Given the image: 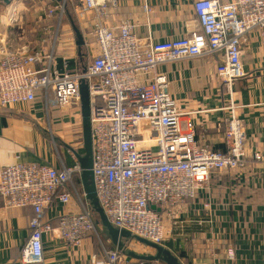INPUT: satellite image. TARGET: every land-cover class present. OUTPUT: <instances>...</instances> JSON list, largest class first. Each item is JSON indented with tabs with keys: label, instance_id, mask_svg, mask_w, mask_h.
Segmentation results:
<instances>
[{
	"label": "built area",
	"instance_id": "1",
	"mask_svg": "<svg viewBox=\"0 0 264 264\" xmlns=\"http://www.w3.org/2000/svg\"><path fill=\"white\" fill-rule=\"evenodd\" d=\"M65 3L56 8L49 5L48 14L57 8L63 12ZM81 3L84 11L93 14L91 33L99 46L86 71L62 73L52 53L12 49L0 40V106L33 103L43 91L47 97L54 96L55 106L62 112H80V80L86 78L91 96L94 182L101 205L114 225L165 245L170 231L164 215L172 214L173 208L204 189L211 171H231L246 163V128L238 114L233 86L246 75L243 43L253 31L264 35V0H194L200 28L182 37L163 39L141 37L136 33L137 23L131 20L110 24L118 0ZM12 8L16 10V6ZM144 10L150 11L148 6ZM14 19L11 15L7 24ZM208 54L220 56L216 73L229 94L228 103L220 108L227 113L224 151L199 143L192 121L186 129L182 127L183 113L161 71L166 63ZM70 151L77 159L76 149ZM254 158L264 157L257 152ZM81 172L78 161L62 168L19 161L0 172L4 205L34 210L21 264L43 263V239L52 231L75 247L88 235L99 234L85 193L74 180ZM74 196L80 211L65 208ZM228 255L234 253L229 250ZM133 263L117 248L92 260V264Z\"/></svg>",
	"mask_w": 264,
	"mask_h": 264
},
{
	"label": "crops",
	"instance_id": "2",
	"mask_svg": "<svg viewBox=\"0 0 264 264\" xmlns=\"http://www.w3.org/2000/svg\"><path fill=\"white\" fill-rule=\"evenodd\" d=\"M6 2L15 19L7 24L0 14V40L10 48L27 52L44 49L53 54V62L62 73L80 72L97 54L99 46L91 33L93 14L84 11L81 0H64L66 10L57 8L52 15L48 14V6L56 8L64 2L20 0L15 11L14 3ZM193 2L118 0L109 23L131 20L137 23L136 33L141 37L178 38L200 28ZM145 6L149 12H145ZM79 33L84 40L81 49ZM219 62V55L208 54L166 63L161 71L167 75L171 94L183 113L182 127L186 129L192 121L199 143L224 151L227 113L220 108L228 103L229 94L216 73ZM242 62L246 75L235 82L233 97L246 128L245 165L231 171H211L204 189L173 208L172 214L164 215L165 227L170 231L165 246L184 264H264V158H254L257 152L264 157V35L260 31H253L243 43ZM61 112L54 96L47 97L43 91L37 93L33 103L0 106V172L19 161L44 162L56 168L78 161L70 149L80 153L78 150L84 148V144L79 145L83 142L81 125L75 130L81 132L79 138L60 146V152L54 146L58 137H49L47 128L53 133H66L63 120L67 113ZM74 180L84 193L81 174H76ZM65 208L80 211L77 197ZM33 215L32 207H7L0 197V264H21L19 258L30 238ZM99 234L97 239L95 234L88 235L75 247L52 231L43 239L42 264H92L95 255L116 248ZM229 250L234 253L232 257ZM128 258L133 264H141L139 259Z\"/></svg>",
	"mask_w": 264,
	"mask_h": 264
},
{
	"label": "water",
	"instance_id": "3",
	"mask_svg": "<svg viewBox=\"0 0 264 264\" xmlns=\"http://www.w3.org/2000/svg\"><path fill=\"white\" fill-rule=\"evenodd\" d=\"M58 1L64 2V0ZM78 35V46L81 49L82 45L84 44V40L80 33ZM85 71L86 67L81 70L83 73ZM80 95L84 154H80L77 151H75V153L82 167L81 177L86 200L90 206V209L96 216V223L101 227V230L105 236L116 246L119 251H121L127 257L146 261H157L164 264H184L181 259L167 246L155 243L139 235L133 234L127 229H121L108 219L97 195L94 182L91 96L89 84L86 78H81L80 80ZM133 239L155 249V253L140 254L133 251L132 249H129L127 247V242Z\"/></svg>",
	"mask_w": 264,
	"mask_h": 264
},
{
	"label": "rangeland",
	"instance_id": "4",
	"mask_svg": "<svg viewBox=\"0 0 264 264\" xmlns=\"http://www.w3.org/2000/svg\"><path fill=\"white\" fill-rule=\"evenodd\" d=\"M19 2H20V0H10V3H8V5H11L12 3H14L13 6H17ZM8 9H9V7H8ZM8 9H7L6 0H0V14H2V17H4V20H3L4 22H10V20H11V13H9L10 10H8ZM65 10H66V8H65ZM1 28H2V26H0V32L2 31ZM61 113H67L66 116L63 115L64 116V120H63L64 129L63 130L66 133H64V132H61L62 134L53 133V132H51L52 130L50 131L47 128L49 137H53V138L58 137V139L55 138L56 141L54 143L55 149L58 150L57 152H60L61 149H63L60 146H63L65 144H70V142H72L73 139L79 138L78 135L81 132L77 134L75 132V130H76V127L79 128L80 125L82 126V120H80V114H82L81 109H80V112L77 111V112H61ZM78 119L80 120V123L76 122ZM66 124H68L69 126ZM95 219H96V216H95ZM100 234H99V236L105 237V234L103 233L102 230L100 231ZM95 238L97 239V235L95 236ZM127 247L129 249H132L133 251H135L137 253H140V254H153V253H155V249H153L150 246H147L143 243H140L139 241L134 240V239L127 242ZM110 249H114V248L111 247ZM140 261L142 262L143 260H140Z\"/></svg>",
	"mask_w": 264,
	"mask_h": 264
},
{
	"label": "trees",
	"instance_id": "5",
	"mask_svg": "<svg viewBox=\"0 0 264 264\" xmlns=\"http://www.w3.org/2000/svg\"><path fill=\"white\" fill-rule=\"evenodd\" d=\"M78 151L80 152V154H84V148L83 147L81 149H79ZM138 261H140V260H138ZM142 262H144V263H151L152 261L143 260ZM160 264H164V263H161L160 262Z\"/></svg>",
	"mask_w": 264,
	"mask_h": 264
}]
</instances>
